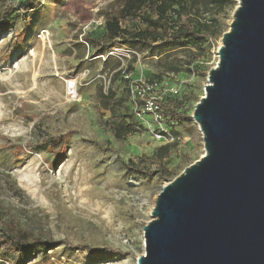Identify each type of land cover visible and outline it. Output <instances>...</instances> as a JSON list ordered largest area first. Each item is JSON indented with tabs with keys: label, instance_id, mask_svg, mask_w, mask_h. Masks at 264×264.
Masks as SVG:
<instances>
[{
	"label": "rangeland",
	"instance_id": "374dc122",
	"mask_svg": "<svg viewBox=\"0 0 264 264\" xmlns=\"http://www.w3.org/2000/svg\"><path fill=\"white\" fill-rule=\"evenodd\" d=\"M125 2L35 0L26 12L17 0H0V214L31 236L75 246L25 264H138L163 186L205 154L192 115L238 0L206 12L213 36L200 46L165 37L153 48H130L108 35L107 20L120 17ZM170 19L172 32L187 18ZM121 23L131 32L144 27L139 19ZM139 78L179 88L168 106L186 119L167 122L173 142L153 137L150 117L149 124L136 118L130 85ZM108 94L121 105L115 113L102 108ZM125 115L138 131L117 139L110 123ZM165 145L171 148L160 161ZM129 161L147 174L130 173Z\"/></svg>",
	"mask_w": 264,
	"mask_h": 264
},
{
	"label": "water",
	"instance_id": "95a60500",
	"mask_svg": "<svg viewBox=\"0 0 264 264\" xmlns=\"http://www.w3.org/2000/svg\"><path fill=\"white\" fill-rule=\"evenodd\" d=\"M192 118L205 154L159 194L138 264H264V0H238Z\"/></svg>",
	"mask_w": 264,
	"mask_h": 264
},
{
	"label": "trees",
	"instance_id": "16d2710c",
	"mask_svg": "<svg viewBox=\"0 0 264 264\" xmlns=\"http://www.w3.org/2000/svg\"><path fill=\"white\" fill-rule=\"evenodd\" d=\"M35 0H25L20 2L18 10L30 11L33 9ZM223 5V0H126L121 16L107 20L106 29L108 35L112 38H120L121 43L130 47L145 46L153 48L154 44H159L165 40L169 42H178L186 40L193 46H200L206 39L213 36L209 25L214 21H203L206 12L210 8ZM13 10V9H11ZM9 11L11 13L12 11ZM16 10V9H15ZM186 16V21L171 32L172 15ZM139 19L143 28L134 32L123 28L121 21H131ZM4 26V23L0 25ZM168 71L178 73L180 69L171 66ZM178 97L170 99L177 100ZM112 95L104 96L102 108L106 111L115 113L119 103L111 104ZM168 121L171 119L185 120V114L174 113L172 105L167 107ZM111 131L117 139H121L129 134L138 131V127L129 115L121 117L120 120H113L110 123ZM171 129V128H170ZM172 132V129H171ZM171 145L161 146L157 150L156 157L162 161L167 157ZM127 170L133 174L146 175L145 169H140L134 162L129 161L125 164ZM159 171H151V175L157 174ZM64 245L67 249L74 250L72 246L65 240L56 241L53 239H42L31 236L24 229L19 221H7L0 214V261L3 260L9 264H25L30 258L37 253H47L59 246Z\"/></svg>",
	"mask_w": 264,
	"mask_h": 264
},
{
	"label": "built area",
	"instance_id": "2783aa9c",
	"mask_svg": "<svg viewBox=\"0 0 264 264\" xmlns=\"http://www.w3.org/2000/svg\"><path fill=\"white\" fill-rule=\"evenodd\" d=\"M41 35L46 37L49 33L44 30ZM43 37L40 36L41 39ZM130 95L135 106L136 118L149 124L146 118L150 117L151 122L146 128L153 134V137L167 143L173 142L175 139L172 137L171 129L166 127L168 122L167 107L170 99L180 95L179 88L161 84L155 79L139 78L130 85Z\"/></svg>",
	"mask_w": 264,
	"mask_h": 264
},
{
	"label": "bare ground",
	"instance_id": "6f19581e",
	"mask_svg": "<svg viewBox=\"0 0 264 264\" xmlns=\"http://www.w3.org/2000/svg\"><path fill=\"white\" fill-rule=\"evenodd\" d=\"M74 94H75V91H74ZM72 95H73V93L71 94V98L73 97ZM76 95H77V94H76ZM197 125H198V124H197ZM198 126H199V125H198Z\"/></svg>",
	"mask_w": 264,
	"mask_h": 264
}]
</instances>
